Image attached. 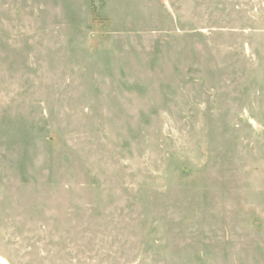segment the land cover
Wrapping results in <instances>:
<instances>
[{"label": "rangeland", "instance_id": "rangeland-1", "mask_svg": "<svg viewBox=\"0 0 264 264\" xmlns=\"http://www.w3.org/2000/svg\"><path fill=\"white\" fill-rule=\"evenodd\" d=\"M0 264H264V0H0Z\"/></svg>", "mask_w": 264, "mask_h": 264}]
</instances>
